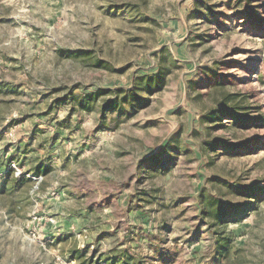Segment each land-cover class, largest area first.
<instances>
[{"label": "rangeland", "instance_id": "rangeland-1", "mask_svg": "<svg viewBox=\"0 0 264 264\" xmlns=\"http://www.w3.org/2000/svg\"><path fill=\"white\" fill-rule=\"evenodd\" d=\"M239 96L264 0H0V264H264V128L210 145Z\"/></svg>", "mask_w": 264, "mask_h": 264}, {"label": "trees", "instance_id": "trees-1", "mask_svg": "<svg viewBox=\"0 0 264 264\" xmlns=\"http://www.w3.org/2000/svg\"><path fill=\"white\" fill-rule=\"evenodd\" d=\"M163 61L165 63L166 59L163 58ZM170 62L172 63V65L175 64L173 60ZM164 63L160 65L159 73L155 77L157 83L161 82L165 76L171 74V70L164 66ZM240 99L241 100L240 104L238 105V108H224L210 115L211 119H217L215 122H219L218 124L212 127L214 133H222L226 131L229 135V138L216 139L212 144H210L213 152L221 151L226 152L228 154L238 153L240 151L247 150L248 144H254L258 140L257 138L253 140H245L243 144H239L241 141L240 133L245 134L253 128H264V115H251L249 113L250 108H247V106H245L246 99L244 97H240ZM137 100L136 101L139 104L141 102V99L138 97ZM225 121H229L228 124L224 123ZM21 181L23 182L25 181V179H21ZM8 185L9 180H6L2 186L3 192L8 189ZM246 195L253 196L254 193H247Z\"/></svg>", "mask_w": 264, "mask_h": 264}]
</instances>
